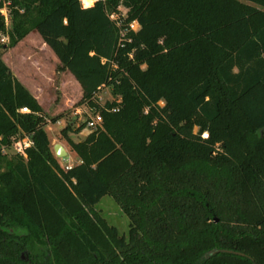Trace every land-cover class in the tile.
<instances>
[{
  "label": "trees",
  "instance_id": "1",
  "mask_svg": "<svg viewBox=\"0 0 264 264\" xmlns=\"http://www.w3.org/2000/svg\"><path fill=\"white\" fill-rule=\"evenodd\" d=\"M12 3L9 46L37 31L103 127L62 128L80 160L65 169L0 50L1 142H34L0 145V264H264V0ZM106 195L128 237L95 208Z\"/></svg>",
  "mask_w": 264,
  "mask_h": 264
},
{
  "label": "rangeland",
  "instance_id": "2",
  "mask_svg": "<svg viewBox=\"0 0 264 264\" xmlns=\"http://www.w3.org/2000/svg\"><path fill=\"white\" fill-rule=\"evenodd\" d=\"M4 4H8L12 12L10 15L9 23L7 24V27H5V32L3 29H0V37L1 35H3V33L8 34V31L12 28L13 9L18 8L17 6L13 5L12 0H0V5ZM118 9L120 11L119 13L126 15L129 8L124 4H121L119 5ZM115 17H117V15H115ZM23 40H25V42L27 43L26 49L33 58L30 57L28 61L24 60L21 67L24 69L25 73L31 74L32 67L34 66L36 59V57L34 59V56L38 55L40 52H43L41 51L43 47L42 39L37 31L32 30L13 46H9L10 37L6 43L1 42L0 40V45L4 44V47H0V50L2 51L3 60L10 67L11 59L14 60V51L15 49H17L18 44ZM82 93V88H79V86H77L76 84L67 81L63 90L59 88L57 83H55L52 87H45L41 96V100L39 101L37 99L44 111V126L51 138L50 140L53 152L55 153L54 145L58 143L62 144L68 151V155L64 158L58 157L55 153L59 162L65 169L67 168V166L74 165L77 162L78 156L74 151L71 150L69 142L61 134L62 128L70 123L74 125V127H80L83 123H85V127L79 132H68V135L71 137V139L75 141L83 140L90 132L94 131L88 127L89 119L95 114L94 109H92L88 105V103L80 102L82 99ZM96 97L100 104H104L106 103V101L115 98L112 93L111 87H104L98 92ZM160 104H164L163 101H160ZM54 119L59 120L55 122ZM102 127L103 125L99 127V129H101ZM20 138H22V136H19L18 134L16 139L18 140ZM5 152L9 156H12L16 153H22L23 151L18 152L17 146L11 144L8 148H6ZM95 208L101 211L102 215L107 219L109 224L118 227L121 235H125L126 237H128L130 224L129 216L123 212L120 204L115 200L114 197L110 195L102 197L101 200L95 205Z\"/></svg>",
  "mask_w": 264,
  "mask_h": 264
},
{
  "label": "crops",
  "instance_id": "3",
  "mask_svg": "<svg viewBox=\"0 0 264 264\" xmlns=\"http://www.w3.org/2000/svg\"><path fill=\"white\" fill-rule=\"evenodd\" d=\"M41 39L43 44L41 51L43 52L34 56V59L35 57L36 59L31 74L25 73L24 69L21 67L24 60L28 61L29 58L32 57L26 49L27 43L23 40L18 44L17 49L14 51V60L11 59L10 62V68L14 75L39 101L41 100L44 88L48 86L52 87L55 83H57L62 90L67 81H70L81 88L79 81L69 70H59V67L62 66L60 59L51 47L45 43L42 36ZM79 161L78 158L76 163Z\"/></svg>",
  "mask_w": 264,
  "mask_h": 264
},
{
  "label": "built area",
  "instance_id": "4",
  "mask_svg": "<svg viewBox=\"0 0 264 264\" xmlns=\"http://www.w3.org/2000/svg\"><path fill=\"white\" fill-rule=\"evenodd\" d=\"M84 6V5H83ZM86 7V6H84ZM10 6L8 4L0 5V22L4 23L7 27V24L9 23L10 15H11ZM117 15V17H115ZM110 17L116 21V23L120 26L122 19L126 17V15L114 12L110 15ZM122 17V18H121ZM130 28L133 30H138L140 25L138 21L134 20L129 24ZM123 32V31H122ZM1 42L6 43L7 40H9V34L3 33L0 37ZM21 113H30L31 109L27 106H23L19 109ZM103 125V116L100 113H95L88 121V127L91 130H98L99 127ZM203 137H208V132L203 133ZM2 137H0V145L2 152L6 153V148L9 146L2 144ZM33 140L30 135H25L20 139H15L12 144L17 146L18 152L24 151L26 148L33 145ZM71 166H67V168H70Z\"/></svg>",
  "mask_w": 264,
  "mask_h": 264
},
{
  "label": "water",
  "instance_id": "5",
  "mask_svg": "<svg viewBox=\"0 0 264 264\" xmlns=\"http://www.w3.org/2000/svg\"><path fill=\"white\" fill-rule=\"evenodd\" d=\"M54 151H55V153H56V155H57L58 157H62V158H64V157H66V156L68 155V151H67L66 148H65L62 144H60V143L54 145ZM220 251H229V252H233L232 250H221V249H216V250H212V251H210V252H209V255L215 254V253L220 252Z\"/></svg>",
  "mask_w": 264,
  "mask_h": 264
}]
</instances>
